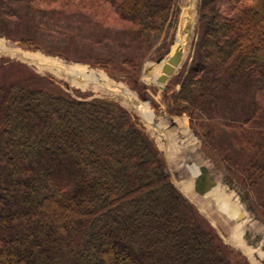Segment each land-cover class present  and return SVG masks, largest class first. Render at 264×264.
<instances>
[{
	"label": "trees",
	"instance_id": "16d2710c",
	"mask_svg": "<svg viewBox=\"0 0 264 264\" xmlns=\"http://www.w3.org/2000/svg\"><path fill=\"white\" fill-rule=\"evenodd\" d=\"M101 1L130 25L126 39L148 46L175 21L176 0ZM112 58L94 64L114 73ZM243 88L250 100L238 108ZM166 91L168 112L186 113L243 169L235 173L264 216V0H200L193 59ZM76 93L0 85V264H234L240 254L173 185L137 117Z\"/></svg>",
	"mask_w": 264,
	"mask_h": 264
},
{
	"label": "rangeland",
	"instance_id": "374dc122",
	"mask_svg": "<svg viewBox=\"0 0 264 264\" xmlns=\"http://www.w3.org/2000/svg\"><path fill=\"white\" fill-rule=\"evenodd\" d=\"M40 1L35 6L34 2L31 5L26 0H0V39L4 46L58 60L66 67L84 65L87 69L101 73L116 89L126 90L140 104L148 105L154 120L152 124L147 123L139 110L111 87L107 89L85 81L80 76L67 75L66 72L58 75L51 68L26 62L12 54L0 53V85L26 81L35 86H57L77 99L81 97L76 91L88 95L87 99L100 97L119 103L137 117L152 139L164 160L173 185L195 205L200 216L221 239L220 242L238 251L240 255L230 254L234 264H263L260 258H264V216L256 208L255 196L235 173L242 174L243 169L231 167L230 161L225 157L226 152L203 138L198 133L195 121L192 123L186 113L168 112L171 91H166L167 84L174 75L185 74L194 56L200 0H176L173 26L167 32L163 30L150 46L148 43L135 42L130 37L126 39L122 29L130 25L111 13L108 5L101 0H56L51 4ZM38 6L39 10L36 8ZM184 15L192 19L189 21ZM186 27L189 28L188 32ZM178 31L184 35L183 39H178L177 44L180 45L182 40L180 62L169 79L161 84L150 77L154 76L158 65L170 56L171 49L177 42ZM22 39H31L37 48L22 47L19 45ZM104 57H113L116 67L114 73L95 66L94 63L104 61L105 59H101ZM123 59H130L135 67H139L128 70L119 64ZM159 60L161 61L158 62ZM139 86H143V90L139 91ZM178 89L179 85H176L175 91ZM242 92V97L234 94L231 100L232 103L234 100L238 108L246 107L250 100L247 88H243ZM226 119H221V122H226ZM222 137L219 142L225 141ZM230 144L226 142V146L229 147ZM195 154L205 160L217 182L214 191L208 194L199 193L196 186H190L198 197L197 202L182 190L188 182V175H191L189 164L194 165ZM241 163L245 165L246 159H241ZM221 192L238 207L236 209L244 212L242 220L232 222L214 210V199ZM203 206L206 209L202 211ZM237 226L240 233L238 242L230 236V231Z\"/></svg>",
	"mask_w": 264,
	"mask_h": 264
},
{
	"label": "bare ground",
	"instance_id": "6f19581e",
	"mask_svg": "<svg viewBox=\"0 0 264 264\" xmlns=\"http://www.w3.org/2000/svg\"><path fill=\"white\" fill-rule=\"evenodd\" d=\"M184 18L189 19V21L192 19L191 17L189 18L187 15H184ZM176 38H177L176 40L177 42L172 47L171 49L172 51L170 52V54L173 53L175 47L178 44V41L180 39H183L184 35L180 31H178ZM181 44H182V40L180 42V45ZM0 53L16 55L26 62L35 63L39 66L46 68H51V70L58 75H60L61 72H66L67 75L80 76L85 81H91L93 83L99 84L100 86L106 87L107 89H110L111 87L113 88L114 91H118V93L121 96H123L131 105H133L137 110H139L141 116L147 123L152 124L154 120L153 113L149 109L148 105L140 104V102L134 99L126 90L116 89L113 84H110V82L106 80V77L103 74L96 73L93 70L87 69L86 66L84 65H75V66L66 67L55 59H49L46 57L42 58L38 54H33L28 52L26 53L23 51L21 52L15 49H7L4 46V42L1 39H0ZM166 60L162 61L160 65H158V68H156V72H154V76L153 77L151 76L152 78L150 77V79L153 80L157 79L158 75L161 74L162 65L166 62ZM195 156L196 157H193V159L196 158L194 165L192 163L189 164L191 175H188L189 177L188 182L185 183L182 190L186 193L188 197H190L193 200H196L197 202L198 197L196 196V194H194V192H192L193 191L192 188H194V186L197 187V191L204 189L205 192L208 190H212L213 188H215L216 185L213 184L212 182V178H214V175L212 174L211 170L204 162L205 160L201 158V156L199 157L197 154H195ZM200 165L202 166V168H200ZM200 169L204 170L205 172H199ZM190 186H192V188H190ZM209 192L210 191H208L207 194ZM214 200H215L213 202L214 210L222 214V216L226 217L225 219L229 218L231 220L233 218L234 209L236 208L235 205L232 203V201L227 196H225L223 192H221L218 195L217 199ZM205 209L206 207L203 206L201 210L203 211ZM238 228L239 226L235 227L234 229H232V231H230V236L232 237L233 240L237 242L240 241V233Z\"/></svg>",
	"mask_w": 264,
	"mask_h": 264
},
{
	"label": "water",
	"instance_id": "95a60500",
	"mask_svg": "<svg viewBox=\"0 0 264 264\" xmlns=\"http://www.w3.org/2000/svg\"><path fill=\"white\" fill-rule=\"evenodd\" d=\"M185 30L188 32L189 28L186 27ZM181 54H182L181 46L177 45L175 47L173 53L170 54V56L167 58L166 62L162 65L161 74H159L157 79H156L157 82L163 84L169 79V77L173 74L175 68L179 65ZM160 61L161 60H159L158 62H160ZM81 80H82V78H81ZM200 168H202L201 165H200ZM199 172H205V171L200 169ZM199 174H201V173H199ZM212 182H213V184H215L217 186V182L215 181L214 178H212ZM216 186H215V188H216ZM215 188H213V189H215ZM213 189L212 190H208V191L212 192V191H214ZM208 191L204 192V189H201L198 192L199 193H203V194H207ZM236 208H238V207L236 206ZM236 208L234 209L233 218L231 219L232 222L240 221L244 217V212H242V211H240L239 209H236ZM200 212H202V211L200 210ZM256 257L258 258L257 255H256ZM260 259H261V261L264 264V258H260Z\"/></svg>",
	"mask_w": 264,
	"mask_h": 264
}]
</instances>
